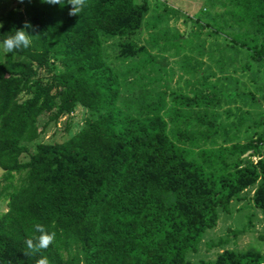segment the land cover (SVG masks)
<instances>
[{"label": "trees", "instance_id": "1", "mask_svg": "<svg viewBox=\"0 0 264 264\" xmlns=\"http://www.w3.org/2000/svg\"><path fill=\"white\" fill-rule=\"evenodd\" d=\"M6 1L0 40L25 21L35 31L0 53V264H264L255 250L188 259L246 195L264 223V0H205V17L185 16L181 38L204 32L221 51L207 55L204 89L182 95L146 78L161 23L181 20L166 2L84 0L69 15ZM152 4L160 24L145 31ZM243 79L255 92H235ZM78 107L90 116L70 134ZM64 117L66 138L48 137ZM34 225L52 240L29 252Z\"/></svg>", "mask_w": 264, "mask_h": 264}, {"label": "rangeland", "instance_id": "2", "mask_svg": "<svg viewBox=\"0 0 264 264\" xmlns=\"http://www.w3.org/2000/svg\"><path fill=\"white\" fill-rule=\"evenodd\" d=\"M166 2L170 11L178 13L181 17L177 23L176 21H168L165 18V22L161 23L162 29H165L167 36L161 39L160 45L156 48L154 54L156 55L155 61L152 60L151 68L154 67L155 73L152 76H147V79H154V88L161 86V84L166 82H172L174 91L176 95H182L188 93L187 91H199L203 90L205 85H202L201 76L207 71L208 62L207 55L215 54L217 56L219 51L213 47H209V44L205 42V33L199 34L195 32L191 37L186 38L185 36L181 38L179 36V31L186 32L183 20L185 16L188 15L192 18L194 17H205L202 15L205 13V0H161ZM10 3L6 0L0 1L1 10L5 8ZM152 12L148 15L144 22V29L147 30L146 24L149 22L151 24H160V21L155 17V5L152 4ZM153 16V17H151ZM163 31V30H162ZM161 31V32H162ZM154 33V31H152ZM151 32V33H152ZM146 35L144 44H152L156 41V37H151L150 42L149 35ZM221 39V38H220ZM137 40V36L134 38ZM221 44L219 43L218 46ZM213 70L216 67L213 66ZM146 71L142 72L145 74ZM164 72L171 74L170 77H166ZM148 75V74H147ZM145 76V75H144ZM238 77H240L238 75ZM180 78L179 83L177 82ZM149 80V81H150ZM147 81V80H146ZM182 81V82H181ZM242 85L235 90V92L242 91H253L255 92L256 86H254L248 79H243ZM148 82V81H147ZM161 82V83H160ZM163 83V85L166 84ZM178 83V84H177ZM221 85V84H220ZM244 85V86H243ZM177 88V89H176ZM158 91V90H157ZM151 96H158L157 92L150 94ZM147 93H143L144 97L150 96ZM257 95V94H256ZM223 108L222 110H225ZM199 113L188 115L190 119L189 122L192 123L195 115ZM209 114V113H208ZM236 115V113H235ZM238 114L236 119L239 118ZM90 116L89 112L85 109L78 107L71 117L70 124V134L77 132L85 122V119ZM66 122V117L62 118L58 125L49 132V136H54L56 140H62L66 138V133L64 131V125ZM250 122H248L249 124ZM190 124V123H188ZM189 129H195L196 126L192 123L189 125ZM177 127V126H175ZM46 137V138H48ZM241 142H244L243 140ZM6 201L0 199V212H5L7 210ZM201 244L198 246L197 251L190 252L188 259L194 263H199L201 260L204 261H215L217 255L223 249H231L237 252H244L247 250H255L264 254V223L262 220V213L257 209L250 200V195H246L245 199H241L239 202H233L230 205L228 212L219 211V220L214 229L208 230L203 238ZM222 243V244H221Z\"/></svg>", "mask_w": 264, "mask_h": 264}, {"label": "clouds", "instance_id": "3", "mask_svg": "<svg viewBox=\"0 0 264 264\" xmlns=\"http://www.w3.org/2000/svg\"><path fill=\"white\" fill-rule=\"evenodd\" d=\"M40 2L49 5H59L61 7L70 5L71 7L68 10L69 15L78 14L84 5V0H40ZM33 31H35L34 26L30 22L25 21L22 27L15 29L10 36L0 40V53L10 54L22 48L27 49L31 43L30 37L34 36L30 34ZM34 231L40 233V235L35 237V243H33V240H27L25 242L29 252L47 248L52 240V236L45 233L42 226L34 225Z\"/></svg>", "mask_w": 264, "mask_h": 264}, {"label": "water", "instance_id": "4", "mask_svg": "<svg viewBox=\"0 0 264 264\" xmlns=\"http://www.w3.org/2000/svg\"><path fill=\"white\" fill-rule=\"evenodd\" d=\"M187 34L191 31V22L187 23ZM3 170H0V172H2Z\"/></svg>", "mask_w": 264, "mask_h": 264}]
</instances>
